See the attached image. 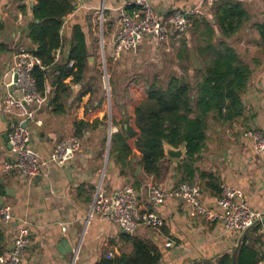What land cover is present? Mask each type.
<instances>
[{"label": "crops", "instance_id": "1", "mask_svg": "<svg viewBox=\"0 0 264 264\" xmlns=\"http://www.w3.org/2000/svg\"><path fill=\"white\" fill-rule=\"evenodd\" d=\"M236 1L241 3L247 18L226 41L250 71L241 94L243 112L232 123L222 125L209 117L205 148L194 165L212 172L219 179L220 186L242 190L249 206L261 210L264 208V151L256 152L252 142L243 136V131L253 128L264 133V0ZM198 2L200 0H155L153 8L158 15L163 16L174 7ZM121 3L122 0H77L74 10L64 18V42L56 50L55 60H62L68 52L72 26L80 24L86 28L87 12L99 11L104 6V11L110 13L114 28L116 17L113 8ZM35 4L36 0H0V102L5 91L4 74L12 64L16 50L21 46H33L26 37V27L33 19ZM208 7H205L204 17L214 23L211 5ZM113 31L108 36L109 40ZM84 32L90 54L91 46L85 29ZM171 40L179 45V40ZM187 42L192 44L190 39ZM103 49L101 44V54L105 60ZM108 50L114 51L110 41ZM121 54L126 53L113 52L112 57ZM95 57V53H91L87 58L88 67ZM177 70V74L181 75L182 70ZM69 81L70 78L66 80ZM53 89L50 80H47V103L37 113L41 124H28L31 128V143L42 156L48 155L57 141L74 136V122L83 120L92 123L97 119L98 123L84 132L80 138V151L62 168L48 166L41 176L32 180L22 179L13 173L5 174L0 170V190L3 192L0 198L11 205L14 215L8 224L0 222L9 250L17 229L24 225L29 230L30 239L25 252V264H99L103 259L130 252L131 246L122 240L123 233L115 222L99 215L89 220L87 218L95 188L101 184L108 194L130 185L137 204L161 216V228L140 226L134 234L157 245L161 253L159 264H217L223 254H232L239 234L226 231L220 219L206 221L188 205L176 200L168 199L158 205L148 203L149 183L168 189L181 182L183 175L177 163L185 159L186 155L178 160L168 157L162 159L160 179L148 176L142 169L141 154L137 149L133 148L124 160H117V153L111 150V136L118 130L111 121V97L109 103L107 100V104L103 102L101 105L93 98L96 92L82 95V85L73 83L70 84L65 111L56 114L48 105ZM108 90H105L107 97L111 96V89ZM8 133V120L0 114V165L11 158ZM139 166L141 171L136 173ZM197 179L198 174L194 180ZM201 189L203 205L215 214H221L222 208L214 201L216 195ZM260 232L264 233V225ZM168 242L169 245H166ZM258 264H264V260Z\"/></svg>", "mask_w": 264, "mask_h": 264}, {"label": "trees", "instance_id": "2", "mask_svg": "<svg viewBox=\"0 0 264 264\" xmlns=\"http://www.w3.org/2000/svg\"><path fill=\"white\" fill-rule=\"evenodd\" d=\"M76 3L77 0H36L33 19L26 27V37L33 45L29 49L41 62V67L32 71V76L37 90L43 95L46 94V82L50 80L54 89L48 105L56 114L65 111L70 84L82 85V95L94 92L85 87L87 58L91 54L86 46V28L80 24L72 26L68 52L62 60H55V52L64 42V18L74 10ZM210 11L214 23L204 16L192 17L189 32L192 31L194 39L191 45L185 37L188 34L179 39L175 57L181 75L173 73L165 81L154 77L149 83L143 78L131 79L121 100L114 99V90H111V121L118 128L111 136V150L117 153V160H124L133 148L137 149L144 173L160 179V163L166 157L164 146L178 148L184 144L186 158L177 163L183 175L181 182L197 183L218 195L221 191L219 179L212 172L195 167L194 163L205 148L209 117L222 125L232 123L242 114L241 94L250 71L226 41L247 18L241 3L214 1ZM100 64L95 57L98 74H101ZM98 101L102 104V100ZM97 123V119L92 123L74 122V136L81 138ZM196 174L198 179L194 180ZM263 225L247 234L237 264H258L264 260V234L260 232ZM122 240L131 246L130 252L103 259L99 264H159L161 253L153 241L125 233ZM8 251L4 228H0V254ZM231 260L232 254L225 253L218 258L217 264H231Z\"/></svg>", "mask_w": 264, "mask_h": 264}, {"label": "built area", "instance_id": "3", "mask_svg": "<svg viewBox=\"0 0 264 264\" xmlns=\"http://www.w3.org/2000/svg\"><path fill=\"white\" fill-rule=\"evenodd\" d=\"M154 1L122 0L120 5L113 8L116 22L110 43L115 53L135 52L144 43L150 45L152 57L161 48L168 50L170 39L179 40L187 35L193 24L192 17L204 16L207 10L205 7L214 2L200 0L196 4L174 7L162 16L154 10ZM104 9V6L99 9L102 20ZM35 67H41L40 60L29 48L19 47L4 74L5 91L0 102V114L8 120V143L11 147V158L1 163L0 170L25 180L41 176L48 166L64 167L81 149L80 139L74 136L57 141L46 156H42L32 145L28 124H41L37 113L47 103V95L39 93L32 76ZM243 136L252 142L256 152L264 151V133L260 130L246 129ZM147 199L150 205L162 204L168 199L182 202L204 220L220 219L226 231L238 234L256 219L264 217V208L252 209L244 192L231 186H221L220 193L215 196V203L223 210L221 214H215L203 205L202 189L197 183L179 182L171 188L163 189L151 182L147 186ZM94 215L112 220L122 233L128 235H134L140 226L159 229L163 225L158 213L142 209L137 204L135 192L130 185H124L110 194L102 189L101 184L97 185L88 209V220ZM13 217L11 205L3 202L0 206L1 223L8 224ZM29 240L28 228L20 226L11 249L0 254V264H25Z\"/></svg>", "mask_w": 264, "mask_h": 264}, {"label": "rangeland", "instance_id": "4", "mask_svg": "<svg viewBox=\"0 0 264 264\" xmlns=\"http://www.w3.org/2000/svg\"><path fill=\"white\" fill-rule=\"evenodd\" d=\"M85 16L86 33L90 42L91 53H95L97 62L102 64L99 68L101 74H98L94 66L95 61L89 62L85 82L86 87H90L92 91L96 92L93 98L102 100L101 105L103 102L104 105L107 104V100L108 103L110 102V95L107 97L105 90H114V99L121 100L124 98V89L131 79L143 78L149 83L154 77H157L159 81H165L171 74L177 73V69L181 70L175 59L179 45H176L174 40L169 42V50L161 48L154 57L150 55L152 51H150L148 43H144L135 52L112 57L114 51L108 50L110 41L108 36L113 31L110 13L105 10L103 20L100 10L87 12ZM185 37L190 40L194 39L192 31ZM101 44L104 47L105 60L101 54Z\"/></svg>", "mask_w": 264, "mask_h": 264}, {"label": "water", "instance_id": "5", "mask_svg": "<svg viewBox=\"0 0 264 264\" xmlns=\"http://www.w3.org/2000/svg\"><path fill=\"white\" fill-rule=\"evenodd\" d=\"M110 135H111V132L109 133V139H110ZM164 153H165L166 157L178 160V159H181L183 155H186V150H185L184 144L178 148H174V147L166 144L164 146ZM113 157L115 158V155H113ZM140 171H141V167L139 166L137 168L136 173H139ZM3 202H4L3 198H0V206L3 204ZM263 224H264V217L258 218L252 224H250L249 226L244 228L239 233L237 241H236L234 248H233L231 264H237L238 263L239 256H240L241 250L243 248L247 234L251 230H253L255 227L263 225ZM11 247H12V245H11ZM11 247H10V249H11Z\"/></svg>", "mask_w": 264, "mask_h": 264}]
</instances>
